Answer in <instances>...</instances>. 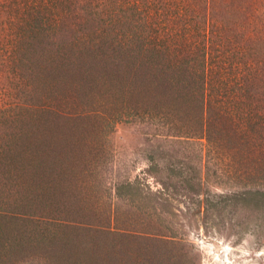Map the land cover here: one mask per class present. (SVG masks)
<instances>
[{"label":"rangeland","instance_id":"rangeland-1","mask_svg":"<svg viewBox=\"0 0 264 264\" xmlns=\"http://www.w3.org/2000/svg\"><path fill=\"white\" fill-rule=\"evenodd\" d=\"M247 189L264 0H0V264H264Z\"/></svg>","mask_w":264,"mask_h":264},{"label":"trees","instance_id":"trees-1","mask_svg":"<svg viewBox=\"0 0 264 264\" xmlns=\"http://www.w3.org/2000/svg\"><path fill=\"white\" fill-rule=\"evenodd\" d=\"M132 186L133 182H126L118 185L117 189L121 192L120 189ZM217 204L231 215L237 212L247 213L244 224L254 222L257 228L264 229V190L247 189L220 195Z\"/></svg>","mask_w":264,"mask_h":264}]
</instances>
